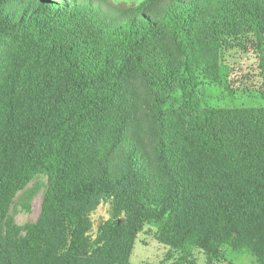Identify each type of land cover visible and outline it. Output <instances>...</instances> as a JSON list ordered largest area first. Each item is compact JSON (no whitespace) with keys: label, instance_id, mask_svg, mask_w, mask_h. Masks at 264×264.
I'll return each instance as SVG.
<instances>
[{"label":"trees","instance_id":"16d2710c","mask_svg":"<svg viewBox=\"0 0 264 264\" xmlns=\"http://www.w3.org/2000/svg\"><path fill=\"white\" fill-rule=\"evenodd\" d=\"M238 41L264 72V0H0V264H130L151 223L207 264L226 248L264 264V104L234 103ZM41 173L39 220L14 225ZM104 202L117 219L94 240Z\"/></svg>","mask_w":264,"mask_h":264},{"label":"rangeland","instance_id":"374dc122","mask_svg":"<svg viewBox=\"0 0 264 264\" xmlns=\"http://www.w3.org/2000/svg\"><path fill=\"white\" fill-rule=\"evenodd\" d=\"M115 5L136 6L144 0H108ZM12 4L9 8L17 7ZM232 55L237 59V66L231 76L232 88L236 91L235 104L237 105H263L264 102L257 99L264 93V72L255 47L248 42L238 41L234 43L231 50ZM140 102L139 121L134 133L143 135V131L148 128V123L152 118L150 103L152 94L144 80L139 81ZM221 89L210 91L215 99H220ZM251 97V98H250ZM223 106V102L221 103ZM49 176L46 173L37 175L22 189L15 197L8 215L9 221L14 225L25 226L39 220L44 199L49 188ZM117 219L111 203H102L95 212L90 215L93 228L90 232L95 240L99 234L100 225L109 220ZM121 219V218H119ZM159 226L151 223L146 224L136 240L130 264H207V256L203 250L195 249L190 255H184L158 239ZM218 264H260L258 259L250 253L237 252L226 248L222 261Z\"/></svg>","mask_w":264,"mask_h":264}]
</instances>
